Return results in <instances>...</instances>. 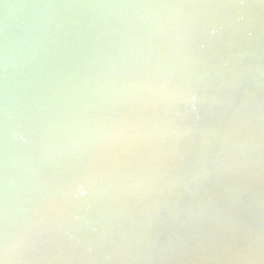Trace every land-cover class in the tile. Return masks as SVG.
Segmentation results:
<instances>
[{
    "label": "water",
    "instance_id": "1",
    "mask_svg": "<svg viewBox=\"0 0 264 264\" xmlns=\"http://www.w3.org/2000/svg\"><path fill=\"white\" fill-rule=\"evenodd\" d=\"M159 2L0 0V237L6 209L50 211L34 198L78 152L85 119L124 69L177 55L163 13L138 7ZM245 2L236 38L214 24L201 36L205 48L220 49L219 77L205 104L176 113L192 133L183 158L169 157L150 191L138 185L113 197L105 219L65 223L60 254L25 260L264 264V0ZM249 114L250 127L223 130L230 116ZM71 193L93 196L86 182ZM16 259L0 239V264Z\"/></svg>",
    "mask_w": 264,
    "mask_h": 264
},
{
    "label": "snow or ice",
    "instance_id": "2",
    "mask_svg": "<svg viewBox=\"0 0 264 264\" xmlns=\"http://www.w3.org/2000/svg\"><path fill=\"white\" fill-rule=\"evenodd\" d=\"M138 7L163 13L160 23L170 24L178 34L177 55L126 68L116 78L106 101L85 119L78 152L34 198L47 202L49 212L37 216L32 205L6 209L0 239L5 255L17 257L14 264H48L24 258L60 254L65 223L76 229L85 217L105 219L113 197L138 185L150 191L168 158H183L182 146L192 133L175 119L176 113L190 103L205 104L219 77L220 49L205 48L201 36L214 24L236 38L244 30L240 20L249 5L245 0H163ZM251 119V114L230 116L223 130L234 134L250 127ZM133 176L136 184L120 182ZM75 182L88 183L92 198H74Z\"/></svg>",
    "mask_w": 264,
    "mask_h": 264
}]
</instances>
